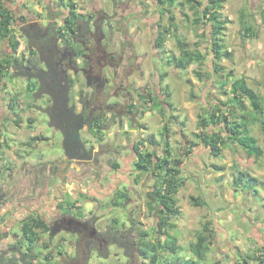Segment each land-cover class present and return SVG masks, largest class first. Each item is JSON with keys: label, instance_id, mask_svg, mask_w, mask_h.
<instances>
[{"label": "crops", "instance_id": "obj_1", "mask_svg": "<svg viewBox=\"0 0 264 264\" xmlns=\"http://www.w3.org/2000/svg\"><path fill=\"white\" fill-rule=\"evenodd\" d=\"M50 1L52 3L53 8L55 9L62 8L64 10L70 9V5L73 3L76 6V13L78 17L81 16L79 14V10L77 9L78 3L76 0H62V1L50 0ZM6 4L11 9V13L14 16V21L12 24L13 29H16L15 24L20 16L29 18L30 19L29 21H31V19L38 18L44 12L43 0H11V1H7ZM137 8L135 9V11L137 10ZM121 13L123 14L122 11ZM129 13L130 11L127 10L126 14H124V17L122 18L121 16L123 20L121 24L118 25L120 29L122 25L130 23L129 20H131V18L128 16ZM56 15L58 14L55 13L54 16ZM125 32L127 36H129L130 34L132 36L134 34L132 33L134 32L132 28L130 29L129 33L127 30ZM156 37L157 36H154V41ZM6 46H8L10 50H4ZM22 49L23 46L22 48H20V50ZM11 50L12 48L10 41H8L5 38L0 39V64L3 59H11L12 61H14L17 58H19L16 57L15 55L13 57ZM164 51H168V50H164ZM164 51L163 53L165 56L162 57L159 56L160 64H163V66L165 65L175 66L174 63L169 62L168 60L169 57H172V53L167 57L166 55H168L169 53H166ZM130 53H132V56L134 58L133 60L134 63L139 64L137 67L134 66L133 68L134 72H132L129 75V77L132 78V81L129 78L130 82L133 83L135 86L137 82H140L144 84L146 88L148 84L149 85L154 84L156 91L155 94H153L152 92L151 96L156 97L155 95L160 94L159 99L162 102L163 105L162 107L164 111L163 113H161L157 108L151 107L152 102H145L142 99V96L144 95L143 90L141 92L139 90L134 91L132 92L133 94L132 102L135 107L133 106L134 113H132V115L134 116V120H133V124L131 125L132 126L131 130L129 128L130 123L126 118V114L124 111L127 109L125 108L126 102L120 101L118 102L119 108L117 109L118 112L116 115H113L112 117L111 116L112 110L108 111L109 116L104 121V123L107 124L106 125L107 127L102 129L101 132L102 135L101 136L99 135L100 136L99 139H102L103 142L106 141V143H108L110 146H113L114 143H109L108 141L110 139L108 134L112 136V134L115 135V133L118 132L120 134V136L118 135V137L120 138L127 135L126 130H130V131L133 130L134 133L138 136V139H134L133 142H131V145L134 146V143L137 140L144 139L146 140L145 143L148 144L149 149L157 148V152L159 154H162L163 147L151 145L149 143L150 139L155 136L158 140H161V133L164 130L165 125L168 124L169 127H173L174 122L177 123L178 127L181 126L180 127L181 129L179 130L180 136L186 138V133L181 124L183 123L184 125L186 123L185 119L187 118L197 119L198 121V113H199L197 111L198 105L201 106L202 104V106L204 107L205 103L186 97L180 99L184 89L177 88V86L179 85L177 84L178 80L176 81L174 80L173 81L175 82L174 87H170L169 83H163L165 79L164 78L163 80L159 81L160 85L159 87H157L154 78L150 80L152 77L151 72L146 73L145 71L146 68L144 67L145 66L144 64L146 62L144 63V60L147 54L141 56L140 53H138V51L136 52L133 51ZM122 54L124 56L126 55L124 53H121V55ZM175 55L179 57L181 56V53L179 55L177 54ZM153 59L155 58L153 57ZM174 69L181 73L184 72V70H186L187 68L176 67ZM12 71H13L12 68L11 71H8L7 69H2L0 67V246H2L3 244V247L5 248H12L13 250L15 248L18 249L20 248L21 250H25L27 246L25 244L26 239L24 238L22 233V225L25 218H28L29 216L32 215L39 216L40 218H42L44 221H46L48 226L50 225L49 223L52 221V218L56 217L59 213H67V214L73 213L75 215L85 216L91 214L92 210L99 211L98 216H100V219L105 227L117 225L118 227L121 228L122 225L128 226L132 221V219L136 220L134 213L137 211L136 210L132 211L131 206L137 204V199H132L128 201L126 205H118L115 203L117 202V198L115 200L112 199V197H109L108 199H102L104 197L103 194L102 198H100L102 200L96 201L98 202L96 204L95 201H92V197L94 195L101 196L100 194H97V192H101L103 190H107L108 192H110L111 186L114 184L113 183L108 184L107 187L105 188H102V186L100 185H93L92 183L87 184L86 182H84L83 178H80V175H82V173L78 168L74 167L75 166L74 162H72L71 164L67 163L66 165L63 164V160H61L63 156L61 149L60 152L58 153L49 152L47 150V148L51 147V144L58 145L59 142L57 139H54L51 136L50 133L51 131H49L50 133L49 135H45L46 134L45 128L49 129V127L44 124V121L41 122V119L39 117L40 113H38L36 110L33 109L32 107L33 105L31 104L33 102V99L28 96L26 87H24V83L21 82L22 80L20 78L18 79L11 78L12 76L13 77L17 76L16 73L13 74ZM109 73L110 70L109 72H106V75L108 76ZM164 73L165 72L159 74V79L161 78L160 76ZM134 79H136L137 81H135ZM167 85H169V87H167ZM148 89H150V86H148ZM157 89H159L161 92H158ZM256 90H258V88H256ZM166 91L167 93L170 94L168 97L169 100L164 95ZM258 91L263 95V93L260 90ZM144 96H148V95L146 94ZM135 97H138L139 101H142L141 105L137 104L136 101L133 100ZM165 99L170 102V105H167L165 103ZM206 104L208 103L206 102ZM148 105L149 108L147 113L143 110H140V108H147L146 106ZM152 114L157 116V119H159L160 121V124L154 125L156 128L157 126H159L160 128L159 131L157 129L156 134L150 131V129H147L149 128V126L144 124V120L145 121L149 120L150 118L148 119V117H151ZM120 121H122V123L120 124V126H118ZM114 126L118 127V131H115V133L110 134L108 130L109 128ZM211 131L213 130L210 129V132ZM169 133H170V140H172L171 138L173 134L171 132V128ZM189 140L188 139L187 141L184 140L182 145L185 146H180L177 155L181 154L182 148H185V151H183V153H185L186 150L190 149L186 145L187 143H189V145L191 144L190 143L191 141ZM196 143L197 144L195 147H197V149L199 150L198 152L196 151V153L199 154V152L206 146L204 142H201L198 139L196 140ZM114 145L122 146L119 143H116ZM222 155L223 152L220 156L218 157L213 156V158L218 159ZM127 158H131V159L125 162ZM122 160L124 167L128 165L130 162L132 165V160L134 161V156L133 155L131 156V154H129V156H125V157L123 156ZM190 160L193 161L192 154H189L184 158L183 168L187 164L186 170L190 171V169L191 170L194 169V170H198L199 172L206 171L207 167L205 166L206 164L204 160H200L199 165H194L192 167H189ZM253 160L254 163L256 164H258V162L261 163V167L259 168L258 165V168L255 169L251 167L250 169L251 171L247 169H242V170L249 172L259 181L264 182V148L263 147H262V154L257 157L255 156ZM211 163L212 164L209 165V167H212L214 171L220 172V174L225 171V166L217 164L216 161ZM53 167L59 170L57 171V175L52 178H45V176L50 173ZM124 167H122L123 170ZM215 167H219V169ZM252 171H256V175ZM232 174H233L231 178L232 184L229 186L230 195L237 196V195L251 194L252 197L250 198H248V196L247 197L245 196V200H244L245 205L243 206V211L245 210L246 212L245 217L249 219L248 213L251 214L257 212L255 214V217L260 218V220H263L264 211L263 213H259V212L264 207V203L262 202L263 195H261V191L262 190L264 191V185H259V186L257 185L256 192L249 187H244V186L236 187L234 185V178L237 177V172L235 171ZM147 176L151 178V180H153L152 175L151 176L147 175ZM116 180L118 179L116 178ZM221 180L222 178L220 176L219 177L214 176L212 178V181L214 182L212 187L215 189L221 188V186L216 185ZM221 191H225V190L221 188ZM220 195H218L214 200L216 201L218 198H221ZM202 196H204V194ZM255 197H257L258 199H255ZM204 200L207 202V204H209L205 198ZM254 200L257 201V204H254ZM147 201L148 200H146V202ZM180 208L182 213V207L180 206ZM145 209L147 211V215L150 216L151 218L153 217L154 220L156 221L150 227L145 226V229L149 230L150 236L153 237L154 233L156 232L155 228L157 227L158 217L155 211L149 212L147 207ZM101 213L103 214V216L100 215ZM251 218H250L251 222H247L250 231H252L254 237H258L262 239V235L264 234L263 225L261 226L257 225L262 223H254L251 220ZM124 220L127 225H125ZM212 220H214L216 223H214ZM210 221H212L213 223L212 227L213 225L218 226L217 230L219 231L220 229L219 221L217 219H210ZM174 224L176 225L175 222ZM239 230L241 229H238V232H240ZM37 231L40 233L41 239L37 242V246L35 245L34 248L35 250L34 252L38 255V260L36 264H68L69 261L75 260L74 256L76 255L77 252V243H76L75 235H73L71 231H63L60 233L56 232L55 235H51L49 230L41 231L40 229H37ZM171 233L173 235L178 236L179 244L182 245L183 248L185 249L181 251V254L187 257L188 255L186 256V252L189 248L187 249V247H185V245L181 242L179 236L180 231L178 230L177 225L175 229L171 230ZM215 234L216 232L214 231V239H215ZM252 234L250 233L249 235L252 236ZM226 236L229 235L227 234ZM194 241L195 240H193L192 242ZM43 245H46V247H44ZM257 245L263 246L264 244L258 243ZM255 248H256L255 242L253 246H248L245 249V251L236 248L235 245V248H233V250L231 249L232 253L231 252L225 253L224 258L221 259L222 261L221 262L216 261V262H218V264H235L237 259L240 258V253L241 255H245L246 252H248L249 250H254ZM112 250L114 252H112L110 257L106 259L102 258L98 253H94L98 257L96 263L99 262V264H102V263L118 262V264H122L126 262V259L122 254V251L121 252L118 251L120 249H118L116 246H112L111 251ZM49 253L50 256L47 257V254ZM210 255H211V249L208 252L207 259L202 261L201 264L207 263L210 259L209 258ZM146 261H147L146 259H141L138 261L137 264H146Z\"/></svg>", "mask_w": 264, "mask_h": 264}, {"label": "rangeland", "instance_id": "obj_2", "mask_svg": "<svg viewBox=\"0 0 264 264\" xmlns=\"http://www.w3.org/2000/svg\"><path fill=\"white\" fill-rule=\"evenodd\" d=\"M76 1L78 3L77 9L79 10V14L82 15V17H90L91 14L94 13L92 11V6L95 4L93 0ZM112 1L118 3V6L115 9L118 11V14L121 13V9L124 6L116 0ZM101 2L108 4L109 0H101L100 3ZM138 2L140 5L139 8H137V10L135 11L136 16L135 18H133V20L131 19L132 21H130V23L122 25L121 29L120 27H118V24H115L116 26L110 27L109 31L106 32L110 35L109 39L111 40V42L109 43V49L115 52L114 56L120 55L122 51L121 47L123 49H129L131 52L138 51L141 56L147 54L144 60V63L146 62L144 64V67L146 68L145 71L146 73L151 72L152 77L150 80L154 78L157 87H159V81L161 79H159V74L165 72L167 73V75L164 77L165 79L163 83H169L170 87H174L175 82L173 81L178 80L177 84L179 85L177 86V88L184 89L180 99L184 97L191 98V91H194L197 97L196 100L204 102L205 106L207 105L206 102L208 103V101L213 100V103H215L217 101H226V99H228L229 95L225 94L223 88L220 87V82H222L224 78H226L225 72L229 73L230 71H233L234 75V77L230 78L231 80H233L235 77H246L249 81L248 84L252 88H258V90H260L264 96V14L262 13V11L264 10V0L223 1V7L220 10V14L223 19L227 20V22L225 28L222 30L219 36V38L221 39V43L223 44V56H225L222 60H217L214 55V51L211 45L212 41L214 40L213 28L211 24L206 19H204L202 24L195 25L193 23V20L196 17L195 9H192L190 7L187 0H177L176 4L171 8V10L165 9L155 0H138ZM182 2H184L183 5L181 4ZM119 4L121 6H119ZM43 5V13H45L47 0H43ZM162 8H164V10ZM55 13H57L58 16L62 18L63 15L67 14V10L58 8ZM171 13L175 14V18L172 21L176 25L175 32L181 39L180 42L187 43L192 49H198L203 53L208 54L207 59L203 64L192 63L189 65V67H187L186 70H184V72L181 73L174 69L176 68L174 65L163 66V64H160L159 59V56H165L163 53V48L168 50L166 52L169 53L168 55H166L167 57L171 55V53L172 55H179L181 53L180 44L177 42V38L174 36V34L170 32L167 35L163 48H157L154 43V36H157L158 28L165 25L168 26V24L171 22ZM242 13H244V17ZM185 14H187L188 16H186ZM244 20L247 24L253 26V29L256 33L254 37L247 36L246 38H243V25L245 23ZM131 28L134 31L132 32L134 33L132 35L133 37L131 36V34L127 36L125 32L127 30L129 33ZM4 50L10 49L8 46H6ZM153 57L155 59H153ZM215 64L224 66L223 72L215 74L213 70V66ZM134 65L137 67L139 64L136 63ZM197 69L203 72L204 76L206 77L205 81H201L197 78L195 74V71ZM103 72L105 73V71ZM100 77L102 78V82L106 81V77H104L103 73L100 74ZM129 78H127V80ZM130 79L132 81V78ZM134 80L137 81L136 79ZM143 85L144 84L140 82L136 83L137 87H142ZM130 86L131 88H133L135 85L133 83H130ZM157 90L158 92H161L159 89ZM157 96H160V94ZM115 99H118V97L115 96ZM133 100H135L137 104H142V101H139L138 97H135ZM116 106L118 109L119 106ZM146 107L147 108H140V110H143L147 113L149 105ZM201 110L203 111V106L198 105L197 111L200 112ZM39 117L42 122L44 118L41 117V114L39 115ZM148 119L149 120L147 121L144 120V124L149 126V128L147 129H150V131L156 134L157 129L159 131L160 128L159 126H157L156 128L154 125L160 124L159 119H157V116H155L154 114H152L151 117H148ZM185 122L186 123L184 125L183 123L181 125L183 126L186 133V138L180 136L179 130L181 129V126L178 127L176 122L173 123V127H170L173 134L171 138V146L172 148L174 146L173 151L175 156H178L177 154L179 152L180 146H185L182 145L184 140H197L194 135V133L198 131L197 119L187 118L185 119ZM131 127L132 126L130 125V130ZM210 129L214 130L213 128ZM130 130H126V136L119 138L118 135L120 136V134L118 132L115 133V131H118V127L114 126L109 128L108 132H110V134L115 133V135L112 134V136L108 134V136L110 137V139L108 140L109 143H119L124 147L121 148L119 154L115 153L116 157L115 160H113V163L117 162L122 165L123 160H120L122 156L125 157L129 156L130 154L127 146L131 144L134 139H138V136L134 133V131ZM45 131V135H49L51 133H49V129L45 128ZM252 134L258 138L259 145L264 148V134L261 131L259 125H255L253 127ZM186 145L188 146L189 143H187ZM146 147H148L149 149L148 144H146ZM47 150L49 152L58 153L60 152V145L51 144V147L47 148ZM183 151H185V148H182L181 153H183ZM196 151H199L197 147L193 148V152L191 153L193 161L190 160L189 167L199 165L200 160H204L207 169L206 171L200 172L194 169H190L189 171L186 170L187 164L186 166H184V168L182 166V175L183 178H185V184L180 188L177 196L178 202L182 207V213L174 220V222L178 226V230L180 231L179 236L181 242L188 249L190 243L193 240H196V231H198V229L202 227L203 222H206L208 220L210 221V219H217L219 221L220 229L218 231V226L213 225L214 231L216 232L215 239L211 247V255L209 257L210 259L205 264H216V261L221 262V259L225 256L224 254L229 252L232 253L235 245L236 248L245 251L248 246H253L254 242L256 243V245L258 243L264 244V234L262 235V239L254 237L247 223L251 222L250 218L253 217L251 218V220L254 223H262L257 225H263L264 232V218L263 220H260V218H256L255 214L257 212H255L251 214L248 213L249 219H247L245 217L246 212L245 210L243 211V206L245 205V196H248V198H250L252 197L251 194L232 196L230 195L229 191V186L232 184V173H234L237 168L247 169L251 171V167L255 169L258 168L259 165L260 168L261 163H254L253 159L255 158V156L249 155L245 149L237 144H228L223 151V155L218 159L213 158L210 153V149L207 147L203 148L199 152V154L196 153ZM111 156H115L112 150H110L109 154L110 161H112ZM183 157L185 158V156ZM130 159L131 158H127L125 162ZM215 161L217 164L225 166V171L223 173L220 174V172L214 171L212 167H209V165L212 164L211 162ZM124 170H131V168L126 165L124 167ZM114 172L117 171L115 170ZM252 172L256 175V171ZM128 175L129 176L127 177V174L123 175L122 173L118 172L117 174H115L114 179H116V177L118 176V179H125L124 181H129V184L134 188L135 191L131 193L132 199H137V204L131 206L132 211H137L134 213L135 219L137 221H141V223L143 224V228H145V226L150 227L156 221L153 217L151 218L147 215V211L145 208L147 207L146 200L148 198V192L153 185L154 179L151 180V178H149L147 175H142L136 183L135 172ZM214 176H220L222 178V180L216 185L221 186V188H223L225 191H221V188L215 189L212 187L214 183V180L212 181V178ZM244 185L245 184H243V186ZM200 194L201 196L204 194L203 197L208 201L209 204H206L205 206H196L193 204L191 196H198ZM218 195H220L221 198H218L215 201L214 199ZM261 195H263L262 202L264 203L263 190L261 191ZM255 199L258 198L255 197ZM254 204H257L256 200H254ZM263 211L264 207L260 210L259 213H263ZM98 214L99 211L96 210L95 215L97 216ZM100 215L103 216L102 213ZM212 221L216 223L214 220ZM125 225H127L126 222ZM121 227H123V225ZM236 227L238 229H241L239 230L240 232H238V229ZM250 233L252 234V236L249 235ZM227 234L229 236H226ZM154 236L155 235H153V237ZM84 251V243L80 244L77 242V252L74 256L75 260H68V264H83ZM118 251L121 252L122 250ZM112 252L114 251H111L110 248V254ZM187 255H189V253L186 252V256ZM97 260L98 257L96 254H94L91 257L90 263L99 264V262L96 263ZM139 260L141 259L139 258L136 260V264Z\"/></svg>", "mask_w": 264, "mask_h": 264}, {"label": "flooded vegetation", "instance_id": "obj_3", "mask_svg": "<svg viewBox=\"0 0 264 264\" xmlns=\"http://www.w3.org/2000/svg\"><path fill=\"white\" fill-rule=\"evenodd\" d=\"M100 1L93 0L95 2L92 6L94 13L91 15L94 16L93 18L81 15L74 19L76 23L74 30L69 29L66 21L70 15L69 9L67 8V14L62 18L58 15L56 17L54 12L58 8H53L50 0H47L46 12L38 18L29 21V18L20 16L16 22L15 31L21 44L17 52L11 50L13 57L14 55L19 57L13 61L11 67L12 73H16L17 76L11 75V78H20L26 87L27 94L29 89L35 86L32 96H30L33 99L32 107L44 118V124L49 127L51 136L58 140L63 153L61 159L63 164L74 162V167L82 173L80 178H83L87 184L100 185L102 188L107 187L108 184H114L111 186L110 192L107 190L97 192L101 196L94 195L92 201L96 202L109 197L115 200L121 191L129 192L128 201H130L132 200L131 193L135 192L134 188L129 184V181L118 179V176L116 177L118 180H116L114 177L118 172L123 175L127 174V177L128 174L135 172V182L137 183L139 171L134 165L137 159L134 146L128 145L131 156H134L132 165L131 163L127 165L131 170H123L122 165L124 164L115 169L113 160L123 146H110L99 137L102 135V129L107 127L104 121L109 116L108 111L112 110V117L117 114L116 105L119 106L118 102L127 101L125 105L127 109L124 111L128 122L132 125L134 120L132 115L134 107L130 109L133 104L130 100L133 98L132 92L143 90L144 95L150 96L152 92L155 94L156 89L154 84H148L150 89L144 85L131 88V82L129 79L127 80L129 75L134 72L135 66L131 51L121 47V53L126 55L120 53V55L114 56L115 52L109 49L111 40L109 33L106 32L110 27L121 24L127 10L130 11L128 16L131 19L135 18V9L140 5L138 0H116L124 6L121 9L123 14H118L115 9L118 3L115 1L109 0L108 4L100 3ZM120 4L119 6H121ZM86 21H89V24L86 25ZM29 42H32V46L29 45ZM22 46L23 49L20 50ZM38 69L47 71L45 82L47 91H50L51 95L43 94L39 98L34 97L41 81L32 75ZM109 70L110 73L107 76L106 72ZM101 73L106 77V81L102 82ZM115 96L118 99H115ZM47 110L48 112H46ZM121 123L122 121L118 126ZM110 150L115 155L111 156L112 161L109 159ZM115 170L117 172H114ZM57 171L59 170L53 167L45 178L55 177ZM49 224L51 235H55L56 232L71 231L75 235L76 243H84V246L91 240H97L99 247L102 248L103 242H106L103 233L108 227L103 225L100 216H96L93 210L91 214L85 216L59 213L52 218ZM20 250V248L14 250L5 248L2 244L0 246V264H14L12 258L14 255H18Z\"/></svg>", "mask_w": 264, "mask_h": 264}, {"label": "trees", "instance_id": "obj_4", "mask_svg": "<svg viewBox=\"0 0 264 264\" xmlns=\"http://www.w3.org/2000/svg\"><path fill=\"white\" fill-rule=\"evenodd\" d=\"M7 1L11 0H0V39L5 38L10 41L12 51L17 52L21 42L12 27L14 16L6 4ZM155 1L167 10H171L177 2V0ZM223 1L187 0L190 7L195 9L196 17L193 23L195 25L202 24L203 20L206 19L211 24L214 35L211 45L217 60H222L225 57L222 51L223 44L219 38L227 22L220 14ZM181 4L183 5L184 2ZM164 8L162 9L164 10ZM69 12L70 15L66 18L67 25L70 30H74L76 28L74 19L78 17L75 4L72 3L70 5ZM262 13L264 14V10ZM185 15L188 16L187 14ZM242 15L243 17L245 16L244 13ZM170 17L171 22L168 26L165 25L158 28L157 37L154 41L155 46L163 48L167 35L171 32L180 44L181 56L177 57L173 54L172 57H169V62L174 63L179 68H187L192 63L203 64L208 54L198 49H192L187 43L180 42L181 39L175 32L176 25L172 21L175 18V14L171 13ZM90 18H93V15ZM244 22L243 38L247 36L254 37L256 33L253 26L247 24L245 20ZM85 24H89V21H86ZM164 50L166 49L163 48ZM12 65L13 61L11 59H3L0 67L9 71ZM213 70L215 74H218L220 71L223 72L224 66L215 64ZM195 74L199 80H206L202 71L197 69ZM166 75L167 73L162 74L160 80L164 79ZM231 77H234L233 71L226 73V78L220 82V87L223 88L225 94L229 95L228 99L215 103H213V100L208 101V104L203 107V111L201 110L198 113V131L194 135L199 141L204 142L206 147H210L211 155L214 157L220 156L228 144H237L245 149L249 155L260 156L262 147L259 145L258 138L252 134V129L255 125H259L264 134V97L258 90L248 84L246 77H235L233 80L230 79ZM34 88L35 86L29 89V97L32 96ZM164 95L168 99L170 94L166 91ZM191 98L195 100L197 98L194 91H191ZM142 99L145 102H152L151 107L157 108L159 112L163 113L164 109L159 96L143 95ZM168 100L165 99V103L170 105ZM133 106L134 104L130 106V109ZM210 128H214V130L210 132ZM169 132L170 127L166 124L161 133V140L154 136L149 141L151 145L162 146V154L157 152V148L148 149L144 139H139L134 143V149L137 153L134 165L139 171L137 180L142 175H152L154 179L153 185L148 192L147 208L149 212L155 211L158 217L155 236L151 237L149 230L143 228L141 221L134 219L128 226L121 228L117 225L108 226L103 233L106 242H103L102 248L99 247L97 240H91L86 244L83 264H91V257L96 251L102 258L110 257V248L112 246L122 250V254L126 259V262L122 264H135L139 258L146 259V264H201L202 261L207 259L208 252L214 241L212 221L204 222L201 229L197 231L196 240L191 242L187 250L189 253L187 257L181 254V251L185 249L179 244L178 236L171 233V230L176 227L173 220L181 213L177 194L185 184V178L182 175L183 156L186 157L191 154L197 143L196 141H191V144L187 146L190 148L189 150L175 156ZM113 166L117 169L120 163L114 162ZM215 168L219 169V167ZM236 172L237 177L234 178L236 187L245 184L244 187L252 188L256 192L257 185H264V182L259 181L245 170L237 168ZM117 197L116 204L126 205L129 200V192L121 191L117 194ZM191 200L196 206L207 204L201 195L191 196ZM37 229L50 231L46 221L39 216L32 215L25 218L22 225V233L26 239L25 244L27 247L25 250H20L18 255L13 256L14 264H36L38 255L34 252V248L41 239ZM43 246L46 247V245ZM49 256L50 253L47 254V257ZM251 263L264 264V245H256L254 250H249L245 255L240 253V258L237 259L235 264ZM102 264H118V262Z\"/></svg>", "mask_w": 264, "mask_h": 264}, {"label": "water", "instance_id": "obj_5", "mask_svg": "<svg viewBox=\"0 0 264 264\" xmlns=\"http://www.w3.org/2000/svg\"><path fill=\"white\" fill-rule=\"evenodd\" d=\"M29 45L32 46V42H29ZM16 68V66H15ZM47 71L45 69H38L37 72L33 73L32 76H35L36 78L40 79V87L39 89L34 93V97L39 98L43 94H49L51 95L50 91H47V83L45 82ZM48 112V110L46 111ZM210 149V147H209ZM55 233V232H53Z\"/></svg>", "mask_w": 264, "mask_h": 264}, {"label": "clouds", "instance_id": "obj_6", "mask_svg": "<svg viewBox=\"0 0 264 264\" xmlns=\"http://www.w3.org/2000/svg\"><path fill=\"white\" fill-rule=\"evenodd\" d=\"M211 153V152H210Z\"/></svg>", "mask_w": 264, "mask_h": 264}]
</instances>
